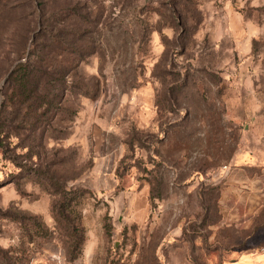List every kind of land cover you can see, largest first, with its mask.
<instances>
[{"label": "rangeland", "instance_id": "1", "mask_svg": "<svg viewBox=\"0 0 264 264\" xmlns=\"http://www.w3.org/2000/svg\"><path fill=\"white\" fill-rule=\"evenodd\" d=\"M38 15L50 103L9 78ZM244 159L264 173V0H0V264L264 252V196L249 229L220 208Z\"/></svg>", "mask_w": 264, "mask_h": 264}, {"label": "crops", "instance_id": "2", "mask_svg": "<svg viewBox=\"0 0 264 264\" xmlns=\"http://www.w3.org/2000/svg\"><path fill=\"white\" fill-rule=\"evenodd\" d=\"M172 167V166H171ZM174 173H178L176 166L172 167ZM253 163H248L246 159L243 161L238 160L236 163L226 166L222 169V172L218 173L221 178L222 190L220 196V208L223 212V219L230 226L232 219L237 215L242 214L249 224H243V228H250V224L255 220L256 216L262 211V206L257 208L258 200L264 196V173H255ZM194 177V175H193ZM192 177V178H193ZM194 178H197L196 176ZM223 225H214L215 232L213 238H215L218 230ZM225 227V226H224ZM264 230V224L262 225ZM216 264H264V252L258 250L254 252H240L236 257L221 260L215 262Z\"/></svg>", "mask_w": 264, "mask_h": 264}, {"label": "trees", "instance_id": "3", "mask_svg": "<svg viewBox=\"0 0 264 264\" xmlns=\"http://www.w3.org/2000/svg\"><path fill=\"white\" fill-rule=\"evenodd\" d=\"M14 11L17 14L18 10ZM39 24H44L42 22L41 15H38L37 19L32 18L31 21L29 20L28 29L23 37L21 35L22 40L18 42V47L15 50L16 57L12 62V64L15 63V67L12 70L9 78L13 77L19 80L20 84L22 85V89L24 90L21 91V93L24 94L27 99L35 98L46 103L49 102V100L45 101L44 98L48 97L49 94L40 91V86L47 77L43 76V74L40 72V74H37L36 71L39 70L43 65L39 62V58L42 59L39 53L41 52L43 47V44L38 42L37 40L38 37L43 34L42 26L40 30H38ZM44 72L50 73V70L46 69V71ZM39 91L41 92L40 94ZM59 210L61 211V215H63V217L67 218L69 221L70 229L72 230L71 252L73 253L72 256L76 257L81 250L82 243L85 241V235L83 234L82 229H79L78 225L76 223H73L69 219V215L67 213V205L65 202H62L60 204ZM56 218L58 219V217ZM77 249L78 253H75V250Z\"/></svg>", "mask_w": 264, "mask_h": 264}]
</instances>
